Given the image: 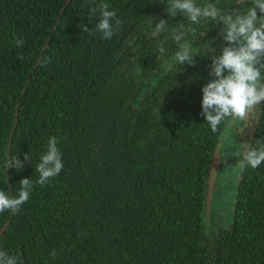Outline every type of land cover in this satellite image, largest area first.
<instances>
[{
	"label": "trees",
	"instance_id": "obj_1",
	"mask_svg": "<svg viewBox=\"0 0 264 264\" xmlns=\"http://www.w3.org/2000/svg\"><path fill=\"white\" fill-rule=\"evenodd\" d=\"M103 2L122 21L111 39L95 31L101 0H0V189L17 194L22 178L33 181L18 213H0V249L22 264H264V163L239 168L231 221L206 217L211 160L229 124L213 131L201 114L204 52L220 53L222 25L169 16L168 0ZM208 2L240 7L197 0ZM153 17L168 20L156 39L146 34ZM174 29L188 30L194 65L168 67ZM231 126L244 151L264 145V114ZM52 136L64 166L41 186L35 169ZM24 153L22 170L5 167Z\"/></svg>",
	"mask_w": 264,
	"mask_h": 264
},
{
	"label": "clouds",
	"instance_id": "obj_2",
	"mask_svg": "<svg viewBox=\"0 0 264 264\" xmlns=\"http://www.w3.org/2000/svg\"><path fill=\"white\" fill-rule=\"evenodd\" d=\"M240 7L226 11L216 3L208 2L203 6L197 0H168L165 9L169 16L177 13L185 16L192 24L203 22L220 23V37L225 42L220 53L214 49L206 48L204 53H210L211 65L207 83L202 86L201 114L213 131H216L222 123L239 124L241 121L259 119L264 114L261 105L264 104V0H236ZM99 11L100 18L95 26V31L102 33V39H111L115 28L122 21L117 18L115 10L101 0L98 7L92 8L91 12ZM155 20V18H152ZM168 20L159 19L150 22L146 34L152 39L159 38L162 32L167 31ZM183 28V25H181ZM83 31L92 34V30L85 25ZM187 29L172 32V39L176 42L178 50L168 67L180 65H194V52L192 45L185 40ZM25 41L15 39L17 47H22ZM163 58L166 49L163 45L157 49ZM59 138L52 136L47 143V150L40 156L36 165L39 173L36 183L41 186L56 177L63 169L62 153L58 147ZM239 168L241 171L247 166L258 167L264 163V145L259 148H249L239 153ZM31 159L29 153H24L21 160L18 155L11 156L5 161L7 169L22 170L26 162ZM20 190L17 194L9 190L0 189V213L11 211L18 213L22 205L30 199L33 190V181L22 178ZM55 255V250H53ZM0 264H22L18 255L9 254L0 249Z\"/></svg>",
	"mask_w": 264,
	"mask_h": 264
},
{
	"label": "rangeland",
	"instance_id": "obj_3",
	"mask_svg": "<svg viewBox=\"0 0 264 264\" xmlns=\"http://www.w3.org/2000/svg\"><path fill=\"white\" fill-rule=\"evenodd\" d=\"M171 60H169L168 62H170ZM167 63H164L163 65H166ZM232 139V126L229 124L224 131L219 145L221 157V152L224 149L225 145H227L228 143L231 144L232 148L230 149L228 162L229 164L227 168H222L223 171L221 170L218 172V169H216V176L214 181L215 183L213 185V192L210 203V211L215 212L214 216L221 223H228L232 220L233 193L235 192V180L237 179L239 170V153L241 152V145H243L241 139L237 140L236 143ZM220 160L221 158L219 159L217 168H219Z\"/></svg>",
	"mask_w": 264,
	"mask_h": 264
},
{
	"label": "water",
	"instance_id": "obj_4",
	"mask_svg": "<svg viewBox=\"0 0 264 264\" xmlns=\"http://www.w3.org/2000/svg\"><path fill=\"white\" fill-rule=\"evenodd\" d=\"M68 2H69V0H65V5ZM219 145H220V141L217 143V145L215 147L213 157L211 160L209 177H208L209 185H208L207 198H206V217L207 218L209 216L210 203H211V197H212V192H213V185H214L215 176H216V169H217L219 159H220ZM2 229L0 230V233H1Z\"/></svg>",
	"mask_w": 264,
	"mask_h": 264
}]
</instances>
